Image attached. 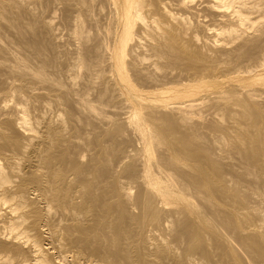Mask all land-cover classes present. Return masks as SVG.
<instances>
[{
    "label": "bare ground",
    "instance_id": "6f19581e",
    "mask_svg": "<svg viewBox=\"0 0 264 264\" xmlns=\"http://www.w3.org/2000/svg\"><path fill=\"white\" fill-rule=\"evenodd\" d=\"M0 264H264V0H0Z\"/></svg>",
    "mask_w": 264,
    "mask_h": 264
}]
</instances>
